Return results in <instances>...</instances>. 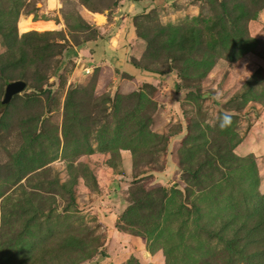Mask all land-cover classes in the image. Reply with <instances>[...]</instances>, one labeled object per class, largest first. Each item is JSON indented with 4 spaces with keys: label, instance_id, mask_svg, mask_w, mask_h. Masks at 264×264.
Masks as SVG:
<instances>
[{
    "label": "rangeland",
    "instance_id": "1",
    "mask_svg": "<svg viewBox=\"0 0 264 264\" xmlns=\"http://www.w3.org/2000/svg\"><path fill=\"white\" fill-rule=\"evenodd\" d=\"M140 1L0 0V264H264V0L122 11L136 74L98 89L84 13Z\"/></svg>",
    "mask_w": 264,
    "mask_h": 264
},
{
    "label": "crops",
    "instance_id": "2",
    "mask_svg": "<svg viewBox=\"0 0 264 264\" xmlns=\"http://www.w3.org/2000/svg\"><path fill=\"white\" fill-rule=\"evenodd\" d=\"M177 1L180 0H141L122 4L117 8L111 20L107 21L106 18L102 25L95 22L94 15L97 14L85 11V18L100 25L98 28L100 33L95 40L70 48L68 51L73 54L74 59L69 57V60H74L78 73H97L98 89L104 88V85L118 75L121 76L123 72L136 74L135 68L130 63L131 54L133 48L138 51L143 49L144 43L135 36L133 29L128 25L130 20H127V16H123L121 12L132 14L145 8H162ZM111 35L113 38L110 37ZM115 40L118 41L116 47L113 45Z\"/></svg>",
    "mask_w": 264,
    "mask_h": 264
},
{
    "label": "bare ground",
    "instance_id": "3",
    "mask_svg": "<svg viewBox=\"0 0 264 264\" xmlns=\"http://www.w3.org/2000/svg\"><path fill=\"white\" fill-rule=\"evenodd\" d=\"M54 6L52 3L50 4ZM96 23L101 24L105 22V18L96 15ZM18 30L20 33H28L30 31L45 32L55 29V24L50 21H33L30 18H21L18 22Z\"/></svg>",
    "mask_w": 264,
    "mask_h": 264
},
{
    "label": "water",
    "instance_id": "4",
    "mask_svg": "<svg viewBox=\"0 0 264 264\" xmlns=\"http://www.w3.org/2000/svg\"><path fill=\"white\" fill-rule=\"evenodd\" d=\"M26 89V83L23 81H15L6 86L4 99L2 101V106L8 105L12 98L19 95Z\"/></svg>",
    "mask_w": 264,
    "mask_h": 264
},
{
    "label": "built area",
    "instance_id": "5",
    "mask_svg": "<svg viewBox=\"0 0 264 264\" xmlns=\"http://www.w3.org/2000/svg\"><path fill=\"white\" fill-rule=\"evenodd\" d=\"M65 0H45L47 6L49 7L50 4L52 3L54 6L51 8L53 10L55 9H59L61 6H62V3L64 2ZM88 73V72H87Z\"/></svg>",
    "mask_w": 264,
    "mask_h": 264
},
{
    "label": "clouds",
    "instance_id": "6",
    "mask_svg": "<svg viewBox=\"0 0 264 264\" xmlns=\"http://www.w3.org/2000/svg\"><path fill=\"white\" fill-rule=\"evenodd\" d=\"M230 123V118L229 117H225L222 124H221V127H225L227 126L228 124Z\"/></svg>",
    "mask_w": 264,
    "mask_h": 264
},
{
    "label": "trees",
    "instance_id": "7",
    "mask_svg": "<svg viewBox=\"0 0 264 264\" xmlns=\"http://www.w3.org/2000/svg\"><path fill=\"white\" fill-rule=\"evenodd\" d=\"M89 41H92V40H84L82 43H80L79 45H81V44H84V43H87V42H89Z\"/></svg>",
    "mask_w": 264,
    "mask_h": 264
}]
</instances>
